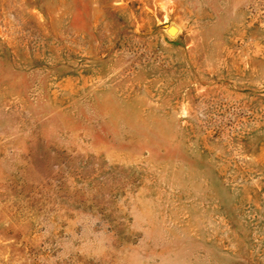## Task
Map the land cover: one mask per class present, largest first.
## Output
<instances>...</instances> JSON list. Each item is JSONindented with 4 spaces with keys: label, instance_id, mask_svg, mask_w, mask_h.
<instances>
[{
    "label": "rangeland",
    "instance_id": "rangeland-1",
    "mask_svg": "<svg viewBox=\"0 0 264 264\" xmlns=\"http://www.w3.org/2000/svg\"><path fill=\"white\" fill-rule=\"evenodd\" d=\"M0 264H264V0H0Z\"/></svg>",
    "mask_w": 264,
    "mask_h": 264
},
{
    "label": "bare ground",
    "instance_id": "bare-ground-1",
    "mask_svg": "<svg viewBox=\"0 0 264 264\" xmlns=\"http://www.w3.org/2000/svg\"><path fill=\"white\" fill-rule=\"evenodd\" d=\"M168 31L171 35L175 36L179 32V28L176 25H169Z\"/></svg>",
    "mask_w": 264,
    "mask_h": 264
}]
</instances>
